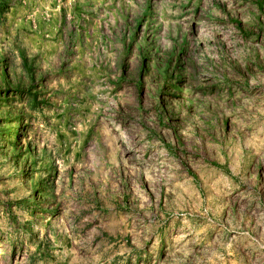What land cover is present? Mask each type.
Instances as JSON below:
<instances>
[{
  "label": "rangeland",
  "instance_id": "obj_1",
  "mask_svg": "<svg viewBox=\"0 0 264 264\" xmlns=\"http://www.w3.org/2000/svg\"><path fill=\"white\" fill-rule=\"evenodd\" d=\"M0 264H264V0H0Z\"/></svg>",
  "mask_w": 264,
  "mask_h": 264
}]
</instances>
